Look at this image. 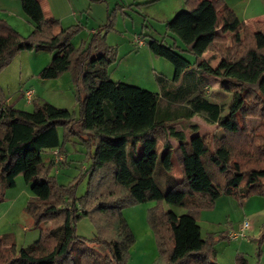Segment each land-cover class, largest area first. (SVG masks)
Returning a JSON list of instances; mask_svg holds the SVG:
<instances>
[{"label": "trees", "instance_id": "obj_1", "mask_svg": "<svg viewBox=\"0 0 264 264\" xmlns=\"http://www.w3.org/2000/svg\"><path fill=\"white\" fill-rule=\"evenodd\" d=\"M19 2L33 28L23 36L0 19V72L22 50L49 51L51 59L38 76L53 79L71 70L80 109L73 117L65 108L32 98L34 107L28 111L6 104L0 92V202L21 175L33 195L25 212L39 228L37 240L19 249L0 236V264H124L133 234L121 209L145 201L155 202L147 211L158 250L155 264H216L212 239L201 235L198 210L212 207L221 195L239 203L252 194L264 195V21L255 22L252 31L224 0H184L164 23V35L172 42L165 37L146 42L173 66L170 81L155 76L159 92H154L112 80L107 73L117 54L105 42L115 9L102 25L103 35L95 32L87 44L75 47L71 39L81 30L79 24L55 31L58 20L44 17L38 0ZM221 46L227 58L213 66L214 56L204 54ZM209 77L231 94L225 114L222 104L205 95ZM195 115L217 124L223 135L186 138L175 129ZM246 119L257 120L251 135L243 125ZM75 136L86 146L90 162L79 208L69 189L49 176L52 149L66 156L65 142ZM249 136L259 142L251 150ZM239 149L253 152L256 163L245 166L234 158ZM43 151L49 154L47 166ZM172 155L181 171L178 181L170 173ZM160 173L165 190L155 179ZM164 204L186 212L177 214ZM83 215L94 220V238L75 233V221ZM260 232L264 238V225Z\"/></svg>", "mask_w": 264, "mask_h": 264}, {"label": "rangeland", "instance_id": "obj_2", "mask_svg": "<svg viewBox=\"0 0 264 264\" xmlns=\"http://www.w3.org/2000/svg\"><path fill=\"white\" fill-rule=\"evenodd\" d=\"M80 1L85 0H77L76 3ZM96 1V4L92 6L91 20L88 24L89 27L95 28L104 21L105 15L104 4ZM106 2L111 8L116 2L126 6L132 4L134 8L126 10L127 15L119 13L116 30L111 31L107 36V44L117 49L115 60L107 67L108 75L112 80L159 92L155 76L159 75L170 81L173 66L166 59L155 56L147 48L146 42L150 37L157 39L165 37L166 42H172L171 37L164 35L163 21L165 18H170L173 11L183 4L184 0H106ZM9 3L12 11L20 9L19 0H10ZM150 24L154 29L150 28ZM81 31L72 39L75 46H78L79 40L85 37V32L81 33ZM137 38L142 41L141 44L138 43ZM183 55L192 60L191 55L186 53ZM211 55L214 58H210ZM51 56V52L35 48L18 52L0 72V92L5 98L16 95V98L22 99L17 108L31 111L34 107L31 102L33 94L30 96L29 103H26L24 94L26 88H31L34 90V99L37 103L47 101L56 107L69 110L73 117H77L80 109L77 98L78 88L71 70L53 79H42L38 76V72L50 61ZM204 56L211 59V65H215L220 58H227L226 50L222 46L219 51L206 52ZM205 95L210 100L222 104L223 114L226 113L231 94L223 92L218 87L216 79L209 77ZM238 118L243 122L240 116ZM256 124L255 119H246L243 123L249 135L256 128ZM174 127L176 130L183 131L186 138L193 133L207 138H219L223 135V131L217 124L209 123L196 115L187 122L175 124ZM256 138L252 139L249 136V143L253 146L249 145L250 150L259 143ZM172 143L177 142L172 139ZM64 148L66 156L62 154V159L55 161L52 156L53 166L49 170V176L54 177L58 185L69 189L72 195L70 200L74 199L76 207L79 208L88 182V177L84 173L90 163L86 156L87 149L77 136L65 142ZM253 154V152L250 154L248 151L239 149V153H235L236 156L233 157L248 166L256 163V157ZM41 157L47 166L48 152L43 151ZM170 173L174 177L181 176L175 157H173ZM155 179L161 189L167 188L164 185V174H158ZM220 179L221 177L218 176V180ZM15 183L14 187L8 188L7 196L4 195V200L0 202V236L5 235L4 242L8 244L13 242L15 248L19 249L37 240L39 228L33 226L31 218L25 212L29 196H33L29 185L24 182L21 175L16 177ZM14 196H16L15 200L12 199ZM67 199L65 195V200ZM241 203L232 195H221L214 201L212 207H203L198 210L197 221L201 235L207 240L212 239L210 253L213 252L216 264H264V238H261L260 232L264 225V195L252 194ZM154 205V201H145L127 205L121 209V214L133 234V241L126 250L124 264H155L158 260L155 238L147 222V211ZM164 205L166 209H171L177 214L186 212L184 207ZM243 221H248L249 224L243 235L232 238L231 233L238 231ZM46 225L48 220L41 224L42 227ZM75 233L86 239L94 238L97 233L94 220L90 216H81L75 221Z\"/></svg>", "mask_w": 264, "mask_h": 264}, {"label": "crops", "instance_id": "obj_3", "mask_svg": "<svg viewBox=\"0 0 264 264\" xmlns=\"http://www.w3.org/2000/svg\"><path fill=\"white\" fill-rule=\"evenodd\" d=\"M38 1L40 3L44 17H53L58 20V26L55 28V31H57L60 27H67V26L75 25V24L80 25L81 30H82L81 33L85 32V37L79 40V45L82 42L87 44L91 36L95 32H98L99 35L104 34V29L102 28V25L105 23L107 15L113 9H115V20L113 24V30H116L117 28L116 25L118 22L119 13L123 15H127L126 10L134 9L132 4H129L128 6H126L124 4H119L117 2L111 8L110 4L106 2V0H97V1L96 0H85V1H80V3L79 2L76 3L77 0L75 1L74 0L73 1L71 0H38ZM95 1L98 3L104 4L105 6L104 7V14H105L104 21L100 20L101 22L100 24L96 26V28L93 26H90V27L88 26L91 20L90 18L92 15V6L96 4ZM224 1L235 12L238 18L242 20L252 31L255 30L254 29L255 22L264 21V0H224ZM9 2L10 0H0V19L5 20L12 28H14L21 35L30 33L33 26L29 22L27 17L24 15L21 9V6L19 9L20 11L17 9L14 12L11 10L10 8L11 5H9L10 4ZM182 5L184 4H181L180 6H178V8H176L173 11V13L171 14V17L176 11L181 9ZM168 19L169 18H165V21ZM165 21H163V23H165ZM149 26L151 29H154L153 25L150 24ZM111 31L105 33V42H106L108 34ZM167 36L169 35L167 34ZM72 39H71V42H72ZM72 44L75 46L74 43ZM78 46H75V47H78ZM109 46H112V45H109ZM26 89H31V88H26ZM31 90L33 91V98H34L35 96L34 90L33 89ZM18 99L20 98H16V95H13L10 98H6V104H14L16 107H18L19 103H21V100H22V99L20 100ZM26 103H29V102L26 100ZM177 144L178 143L174 145L176 146ZM173 157L174 156L172 155L171 156L172 165H173ZM174 178L178 181L180 180L181 176L174 177ZM8 192H9V189H6L4 191V195L7 196ZM12 199L15 200L16 196H14ZM164 208H165V205H164Z\"/></svg>", "mask_w": 264, "mask_h": 264}, {"label": "built area", "instance_id": "obj_4", "mask_svg": "<svg viewBox=\"0 0 264 264\" xmlns=\"http://www.w3.org/2000/svg\"><path fill=\"white\" fill-rule=\"evenodd\" d=\"M137 40H138V43H139V44L142 43V41H141L140 39L137 38ZM24 94H25V96H26V97H25L26 100L29 102L30 96L33 94V91L30 90V89H26V90L24 91ZM52 156H53V158H54L55 161L62 159V154L59 153L57 149H52ZM248 225H249V224H248V221H243L242 224L240 225L238 231H234L233 233H231L230 236H231L232 238H235V237L238 236V235H243V232H244V230L248 227Z\"/></svg>", "mask_w": 264, "mask_h": 264}]
</instances>
